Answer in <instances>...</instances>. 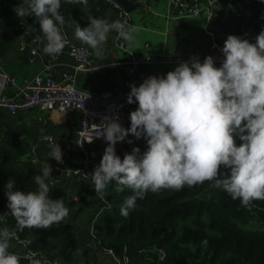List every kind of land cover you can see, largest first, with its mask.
Here are the masks:
<instances>
[{"label": "clouds", "instance_id": "clouds-1", "mask_svg": "<svg viewBox=\"0 0 264 264\" xmlns=\"http://www.w3.org/2000/svg\"><path fill=\"white\" fill-rule=\"evenodd\" d=\"M87 3L22 0L13 12L21 21L36 18L41 33L38 39L45 42L43 53L56 56L69 43L63 32L66 20L62 5ZM87 19L89 24L84 28L72 21L74 37L97 57L104 56L103 45L110 32L129 45L136 43V30L127 22ZM221 53L219 67L212 56L203 62L192 57L166 75H150L139 86L131 84L127 103L138 106L130 113V127H122L118 117L104 118L100 136L107 147L100 163L85 176L95 193H103L113 182L118 191H130L120 206L121 216L127 218L149 192L181 190L205 182L242 206L264 200V29L255 43L229 35ZM129 136L145 141L147 148L141 152L133 147L121 159L115 146L125 141L132 144ZM48 147V161L63 163L60 145L51 143ZM48 161L34 177L35 189L13 191L15 181H7L4 194L10 212L0 215V225H6L11 217L21 231L48 230L69 215L63 198H50L49 182L55 180ZM15 235L8 227H0V264H21V257L9 251ZM30 264L48 261L33 258Z\"/></svg>", "mask_w": 264, "mask_h": 264}, {"label": "crops", "instance_id": "crops-1", "mask_svg": "<svg viewBox=\"0 0 264 264\" xmlns=\"http://www.w3.org/2000/svg\"><path fill=\"white\" fill-rule=\"evenodd\" d=\"M2 1L0 0V2ZM200 1L203 9L201 15L194 19H188L177 17L171 12L166 0H137L136 3L140 7L129 14L130 22L128 25L136 30L134 32L136 43L129 45L125 42L127 50L137 56L161 57L165 56V53H170L173 59L180 56L184 62L189 61L192 57H198L202 61L206 57V50L211 42L217 41L224 45L225 41L218 37L217 31L226 37L229 35L236 36V29L239 28L240 37H242L246 31L253 30L259 34L264 29V18L261 17L264 11L246 7L242 10L240 17H237L232 11L242 4L236 6V3H229L228 0H216L215 11L219 15V20L214 22L211 34H208L205 32L207 14L204 12L207 0ZM21 2L22 0H17L18 4ZM105 3L108 5L106 1ZM108 7L111 11V18L114 19L112 9L109 5ZM61 12L66 20L63 28L64 34L73 43L91 49L87 44L74 37L75 25L72 22L79 24L81 28L87 27L89 23L85 13H89V11L86 10L84 13L78 8V5L69 4L62 5ZM25 18L28 19V25L22 28L19 25L20 19L15 15L13 9L0 12V74L16 79L19 88L22 87L24 80L32 79L53 63L42 51L44 44L37 43L41 33L36 18L31 16ZM113 41L114 32H110L103 45L104 56L102 58L97 57L94 53L95 66L118 61L126 56L125 53L115 49ZM34 49H36L37 54L34 62L30 64L31 51ZM71 64L72 62L64 57L54 63V68L60 71L68 69ZM216 66L219 67L220 64H216ZM173 67L174 64L157 62L149 67L150 75H166L173 71ZM123 79L124 75L121 71L94 70L80 74L77 77V86L80 90L95 95L102 90L121 88ZM14 93V90L10 91L9 95L13 96ZM137 106V104H132V107L137 108ZM77 130V113L57 114L35 109L12 115L0 109V172L3 177L1 187L8 181L7 172L10 167L30 168L41 172V168L49 159V144L41 142L42 137H51L63 151L72 141ZM237 143L239 144V141ZM106 147L107 144L105 143L93 144L89 147L88 159L93 169L100 163ZM134 147H139L143 152L147 145L145 141L140 140L136 142ZM115 148L121 159L125 153H131L133 149V147L128 148L126 142L117 143ZM81 160V156H77L70 161H63V163H58L54 159H50L48 162L53 171L56 170L55 174L59 176L62 175L65 168L75 167ZM64 188L67 189L73 200L74 198L77 199L76 203L80 202L83 195L86 196L85 192L88 189H92L89 183L76 180H65ZM103 193L97 194L101 197L100 195ZM100 213V209L95 212L88 209L82 214L72 216V227L76 236L78 251L71 264H113L103 251L108 247H101L97 241H93L90 237L92 221L95 216L98 219ZM26 240L30 241L27 248L15 241H10L9 251L21 257V264H30L25 255L26 251L30 250L31 240ZM53 243L62 246L58 240L53 241ZM143 248H147L149 252L140 254L138 251ZM154 249L148 248V246L140 247L138 244L126 245L123 247L122 255L127 256L133 264H169L168 262L165 263V260L160 261ZM35 254L38 258L46 259L48 264H65L61 256L56 257V259H49L46 256Z\"/></svg>", "mask_w": 264, "mask_h": 264}, {"label": "trees", "instance_id": "trees-1", "mask_svg": "<svg viewBox=\"0 0 264 264\" xmlns=\"http://www.w3.org/2000/svg\"><path fill=\"white\" fill-rule=\"evenodd\" d=\"M17 4V0H3L0 12H7ZM78 8L84 13L89 11L86 18L115 21L104 0H88L87 5L80 4ZM240 35L237 28L236 36ZM37 43L45 44L41 39ZM40 173L30 168L10 167L7 178L15 181L13 191L25 192L35 189L34 177ZM2 183L0 172V214L7 204L4 194L7 182L1 187ZM50 189V198H63L69 208V215L61 223L48 230L25 228L20 233L11 217L6 225H0L17 232L21 239H30L29 249L49 259L61 256L65 264L73 263L78 245L72 216L88 209L94 212L100 209L94 236L101 247L111 248L118 255H122L124 246L138 244L163 251L165 263L169 264H264V200H254L243 207L239 200H232L205 182L181 190L149 192L125 218L119 209L124 197L131 193L128 189L118 191L115 182L101 197L88 189L79 203L64 187L50 186ZM57 240L62 246L53 243Z\"/></svg>", "mask_w": 264, "mask_h": 264}, {"label": "built area", "instance_id": "built-area-1", "mask_svg": "<svg viewBox=\"0 0 264 264\" xmlns=\"http://www.w3.org/2000/svg\"><path fill=\"white\" fill-rule=\"evenodd\" d=\"M105 1L112 9L114 20L127 22L128 26L130 15L115 2L111 0ZM166 1L170 11L180 18L194 19L199 17L203 11L200 0ZM215 2L216 0H207V6L204 8V12L207 14L205 32L208 34H211L214 22L219 20V15L215 11ZM228 2L236 3V6L242 4V6L232 11L237 17H240L242 10L246 7L264 11V4L260 3V0H228ZM19 25L25 28L28 25V19L24 18L23 21L20 20ZM67 39L69 43L62 53L56 56L47 55L53 63L36 74L32 79L24 80L22 87H18L17 81L13 77L0 74V109L7 111V113L16 115L21 112L40 109L41 111L57 114H78V130L75 132L72 141L63 149L62 157L63 161H70L73 157L77 156H81L82 160L75 167L65 168L62 171V175L58 176L55 174L56 170H54L52 177L55 181L49 182V185L53 187H64L65 180L89 183V179L85 175L91 174L94 169L88 159V149L93 144H106L104 138L100 136L102 135L101 124L104 118L118 117V122L122 127H130V113L136 110V107H132V104L129 105L127 103L130 85L135 84L139 86L143 82V79L150 76L149 67L157 62L174 64L173 70L180 63L184 62L180 56L173 59L170 53H165V56L161 57H152L150 55L137 56L127 50L125 41L118 39L117 34L114 32V47L117 51L125 53L126 56L121 61H113L95 66L93 61L94 52L91 49L73 43L69 37ZM222 47L223 45L217 41L211 42L206 50V57L212 56L215 63L220 64L223 60ZM36 54V49L31 51L30 64L34 62ZM64 57H67L72 64L68 66V69L55 70L54 63ZM94 70L121 71L124 75L121 88L102 90L95 95L80 90L77 86V77L80 74L89 73ZM13 90L15 93L13 96H10L9 92ZM127 139L132 140L133 143L129 144L125 141L126 146L128 148L134 147L137 142L135 138L129 136ZM91 140L92 143H88ZM41 142L51 144L54 143V140L51 137L45 136L41 138ZM74 200L75 202L77 201L76 198ZM96 218L95 216L90 228V237L93 241H96L94 236L95 224L98 220ZM18 232L20 233L21 230H18ZM15 233L16 235L11 240L27 248L30 241L21 239L18 233ZM103 251L112 260L113 264H133L127 256L118 255L110 248H106ZM138 252L145 254L149 251L147 248H144ZM154 252L159 256L160 261L165 260L166 255L163 251L154 249ZM34 254L32 251L27 250L25 257L29 262L33 258L42 259Z\"/></svg>", "mask_w": 264, "mask_h": 264}, {"label": "water", "instance_id": "water-1", "mask_svg": "<svg viewBox=\"0 0 264 264\" xmlns=\"http://www.w3.org/2000/svg\"><path fill=\"white\" fill-rule=\"evenodd\" d=\"M118 4L126 13L131 14L135 12L140 6L136 3L137 0H111ZM261 17L264 18V12L261 14ZM218 37L222 40H226L227 37L222 35L219 31H217ZM257 33L253 30L246 31V34L242 36V38L248 39L250 43L256 42ZM10 212V210L5 206L1 215Z\"/></svg>", "mask_w": 264, "mask_h": 264}, {"label": "bare ground", "instance_id": "bare-ground-1", "mask_svg": "<svg viewBox=\"0 0 264 264\" xmlns=\"http://www.w3.org/2000/svg\"><path fill=\"white\" fill-rule=\"evenodd\" d=\"M124 58H122L121 60H123ZM121 60H118V61H121ZM110 63V62H109Z\"/></svg>", "mask_w": 264, "mask_h": 264}]
</instances>
